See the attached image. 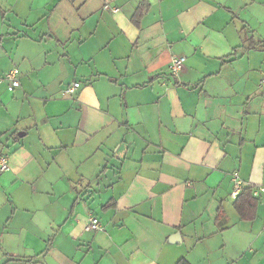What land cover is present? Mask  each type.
Instances as JSON below:
<instances>
[{
  "label": "crops",
  "instance_id": "0c3cea01",
  "mask_svg": "<svg viewBox=\"0 0 264 264\" xmlns=\"http://www.w3.org/2000/svg\"><path fill=\"white\" fill-rule=\"evenodd\" d=\"M260 41L264 0H0V264H264Z\"/></svg>",
  "mask_w": 264,
  "mask_h": 264
},
{
  "label": "built area",
  "instance_id": "2783aa9c",
  "mask_svg": "<svg viewBox=\"0 0 264 264\" xmlns=\"http://www.w3.org/2000/svg\"><path fill=\"white\" fill-rule=\"evenodd\" d=\"M105 9L110 8L108 5L104 6ZM117 11V10H114ZM186 62L185 57H173L171 60L170 64V73L173 76H178L180 72L183 70L184 64ZM20 70L18 68H13L11 69L7 74H6V80L8 82V89L10 92L15 91L18 87L21 85V80H20ZM262 84H264V80L261 81ZM80 87V83H74L73 87L68 90L69 93H73L75 88ZM9 169V164L7 163L6 157H0V170L1 171H6ZM242 181L239 180L237 177L235 179V188L234 191L232 192V197L236 198L241 192H242ZM264 193V186H259L257 188H253L252 194L254 197L259 198L260 195ZM87 231H99L101 230V225L97 217H91L89 218V221L86 225L85 228Z\"/></svg>",
  "mask_w": 264,
  "mask_h": 264
},
{
  "label": "trees",
  "instance_id": "16d2710c",
  "mask_svg": "<svg viewBox=\"0 0 264 264\" xmlns=\"http://www.w3.org/2000/svg\"><path fill=\"white\" fill-rule=\"evenodd\" d=\"M135 22L138 24V20ZM244 29L245 27H242V30ZM255 43L256 44H254L253 46L254 48H257V47L264 48V41L255 42ZM252 190H253L252 187L245 188L236 197L234 201L235 210L237 211L241 219L245 221H253L256 217V208L258 205V201L252 196ZM178 264H189V263L186 262L185 260H181Z\"/></svg>",
  "mask_w": 264,
  "mask_h": 264
},
{
  "label": "rangeland",
  "instance_id": "374dc122",
  "mask_svg": "<svg viewBox=\"0 0 264 264\" xmlns=\"http://www.w3.org/2000/svg\"><path fill=\"white\" fill-rule=\"evenodd\" d=\"M8 73V72H7ZM6 73V74H7ZM6 74H5V77H4V79L6 80ZM7 81V80H6ZM8 86V85H7ZM19 88H17L16 90H18ZM10 93V92H9ZM12 94V93H11ZM20 113H21V110H20Z\"/></svg>",
  "mask_w": 264,
  "mask_h": 264
}]
</instances>
